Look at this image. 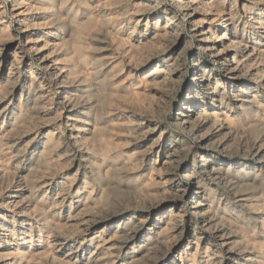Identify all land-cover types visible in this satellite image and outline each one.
I'll list each match as a JSON object with an SVG mask.
<instances>
[{
  "label": "rangeland",
  "instance_id": "1",
  "mask_svg": "<svg viewBox=\"0 0 264 264\" xmlns=\"http://www.w3.org/2000/svg\"><path fill=\"white\" fill-rule=\"evenodd\" d=\"M39 1L0 0V264H264V1ZM191 15L245 60L248 110L216 175L221 138L203 147L178 124L194 60L211 95L243 88Z\"/></svg>",
  "mask_w": 264,
  "mask_h": 264
},
{
  "label": "bare ground",
  "instance_id": "2",
  "mask_svg": "<svg viewBox=\"0 0 264 264\" xmlns=\"http://www.w3.org/2000/svg\"><path fill=\"white\" fill-rule=\"evenodd\" d=\"M39 1V0H38ZM260 1H264V0H260ZM91 2V1H90ZM186 2V1H185ZM202 2V1H201ZM213 2V1H212ZM220 2V1H219ZM18 3V2H17ZM40 3V1H39ZM42 3V2H41ZM181 3V1H180ZM243 3V2H242ZM38 4V3H37ZM44 4V2H43ZM196 4V3H195ZM210 4V3H209ZM232 4V3H231ZM241 4V3H240ZM254 4V2H253ZM32 5V4H31ZM46 5V4H45ZM91 6L93 4H90ZM182 5V4H181ZM186 5V3H185ZM224 5V4H223ZM237 5V4H236ZM15 6V5H14ZM30 6V5H29ZM27 6V7H29ZM41 6H43L41 4ZM188 6V5H187ZM193 6V5H192ZM232 6V5H231ZM234 6V5H233ZM252 6V5H251ZM258 6V5H257ZM31 7V6H30ZM33 7V5H32ZM37 7V6H36ZM225 7V5L223 6ZM57 8V7H56ZM69 8V7H68ZM200 8V7H199ZM255 8V7H254ZM27 9V8H26ZM33 9V8H32ZM37 9V8H36ZM243 9L246 10L247 5L243 4ZM251 9V8H250ZM31 10V9H30ZM35 10V7H34ZM42 10V9H41ZM185 10V9H184ZM196 10V9H195ZM198 10V9H197ZM26 11V10H25ZM193 11V10H192ZM232 11V10H231ZM264 11V10H263ZM27 12V11H26ZM223 10H219L218 13H222ZM15 13V12H14ZM13 13V14H14ZM28 13V12H27ZM227 13V12H226ZM224 12V14L222 15V17L217 16V20L216 21H220V23L225 19V22L223 24L226 25V30L228 29V27H233L236 29L233 33V35L235 36V38L240 39L239 42L241 43H245L243 35L239 34L237 32V26L234 25V19L232 17V15H228ZM23 14V13H22ZM42 14V13H40ZM89 14V12H88ZM231 14V13H230ZM236 14V13H235ZM248 14V13H247ZM188 15V14H187ZM237 16V15H235ZM234 16V17H235ZM43 17V16H42ZM202 17V16H201ZM242 17V16H241ZM263 17V16H262ZM261 17V18H262ZM21 18V17H20ZM23 18V17H22ZM46 18V17H45ZM188 18V17H187ZM191 18L193 20H195V25L201 26V42L206 43L207 41H211L212 45L210 44H205L206 45V49L210 51V56L213 58L214 63L219 67L220 71L230 79V84L232 85L231 90L235 89L237 85H240V87H242L243 89H241V94L239 95H233L232 99H228L225 101V98L227 97L226 92L224 91L223 93L220 94V97H217L215 95H217L216 93H214V95L210 92L212 90V86H211V81L210 78L208 79V74H207V68L203 65L202 60L200 57H198L196 60H194V64L192 66H194L193 68V81H192V87L190 88L188 94L186 95V100L184 102V106H183V111L181 113L178 114L180 120H178V124H179V128L183 131H187L189 132V134H191V136H193L194 138H196L199 142L200 146H207L208 143L212 142L213 137L212 136H219L220 142L218 144H215V148L217 152L212 153L211 155L207 156L206 160V164L205 167L203 168L204 172H207L209 175L215 174L216 175V170L217 169V165L220 162L219 161V154L222 155L225 153H227V151L224 149V147L226 146L227 143H229L230 141H232L234 138V134L238 131L239 132V128L242 127L243 125V120H244V116L246 110L245 109V93H244V87H245V71H244V57L243 59L240 58L235 52L232 55V59H230L229 57V50L231 49L232 46H228L223 42V38L226 37V33L224 31L225 34L224 35H219L216 36V33L213 30V26L212 24H210L209 27V33L207 31H205L204 29V24H205V20L203 18H200L198 20H196V16L191 15ZM240 18V17H238ZM24 20V19H23ZM32 20V18H31ZM239 20V19H238ZM237 20V21H238ZM253 21V20H252ZM51 22V20H50ZM193 22V21H192ZM219 23V22H218ZM25 24V23H24ZM57 24V23H56ZM246 24V23H245ZM261 24V23H260ZM46 25V24H45ZM54 25V23H53ZM193 25V24H192ZM220 25V24H219ZM218 25V28H221L223 25ZM30 26V25H29ZM209 26V25H208ZM32 27V26H31ZM48 27V26H47ZM53 27V26H52ZM51 27V28H52ZM56 27V26H55ZM194 27V26H193ZM245 27V26H244ZM257 27V26H255ZM262 27V26H261ZM25 28V27H23ZM28 28V27H27ZM60 28V27H59ZM57 30V28H56ZM234 30V29H233ZM198 31V30H197ZM260 31V29H259ZM53 32V30H52ZM51 32V33H52ZM246 32V30H245ZM48 33L50 34V32L48 31ZM168 33V32H167ZM166 33V34H167ZM90 35V33H89ZM95 35V34H94ZM93 35V36H94ZM97 35V34H96ZM199 35V34H198ZM246 35V34H245ZM38 37V36H37ZM62 37V36H61ZM64 37V36H63ZM88 37V36H87ZM65 38V37H64ZM197 38V37H196ZM29 39V38H28ZM34 39V38H33ZM40 39V38H39ZM60 39V38H59ZM91 40V39H90ZM249 40V39H248ZM89 41V40H87ZM220 42L221 45H219V49L216 48L217 44ZM233 41V40H232ZM37 42V41H36ZM55 42V41H54ZM93 42V41H92ZM117 42V41H116ZM236 42V41H235ZM56 43V42H55ZM90 43V42H89ZM88 43V44H89ZM94 43V42H93ZM173 43V42H172ZM175 43V42H174ZM251 42H246V47L245 49L248 50V47L250 46ZM254 42V46L252 44V48L254 51H256V49H258L257 47L260 46L258 45L260 42ZM58 44V43H57ZM91 44V43H90ZM238 44V43H237ZM240 44V43H239ZM35 45V44H34ZM38 45V44H37ZM118 45V44H117ZM41 46V44H40ZM93 46V45H92ZM175 46V45H174ZM178 46V45H177ZM245 46V45H243ZM242 46V47H243ZM34 47V46H33ZM64 47V46H62ZM205 47V46H204ZM31 48V47H29ZM165 48V47H164ZM251 48V49H252ZM56 49V48H55ZM262 49V48H261ZM31 50V49H30ZM36 50V49H35ZM204 50V49H203ZM218 50V51H217ZM239 50V49H238ZM237 50V51H238ZM38 51V50H37ZM218 53H217V52ZM236 51V50H235ZM241 51V50H240ZM249 52V50H248ZM260 52V51H259ZM264 52V51H263ZM26 53V52H25ZM93 53V52H92ZM91 53V54H92ZM256 53V52H255ZM258 53V52H257ZM94 54V53H93ZM252 54V53H251ZM262 54V53H261ZM23 55V54H22ZM25 55V54H24ZM231 55V54H230ZM257 55V54H256ZM260 55V54H259ZM95 56V55H94ZM176 56V55H175ZM24 57V56H22ZM40 57V56H39ZM58 57V56H57ZM93 57V55H92ZM256 57V56H255ZM47 58V57H46ZM50 58V57H49ZM94 58V57H93ZM177 58V57H176ZM175 58V59H176ZM32 59V58H31ZM45 59V58H44ZM258 59V58H257ZM41 60V59H40ZM38 60V61H40ZM93 60V59H92ZM174 60V59H173ZM15 61V60H14ZM46 61V60H45ZM56 61V60H55ZM179 61V60H178ZM30 62V61H29ZM42 62V61H41ZM101 62V61H100ZM251 62V61H250ZM21 63V62H20ZM19 63V64H20ZM88 63V62H87ZM106 63V62H105ZM176 63V61H175ZM62 65V64H61ZM56 66V65H55ZM102 66V65H101ZM215 66V65H214ZM64 67V66H63ZM91 67V66H90ZM172 67V66H171ZM211 67V66H210ZM51 68V67H50ZM49 68V69H50ZM178 68V67H177ZM48 69V70H49ZM89 69V67H88ZM179 70V69H178ZM166 71V70H165ZM173 71V70H172ZM181 71V70H180ZM219 71V70H218ZM253 71V70H252ZM54 72V71H53ZM57 72V71H56ZM87 72V71H86ZM169 72V71H168ZM71 73V72H70ZM103 73V72H102ZM182 73V72H181ZM210 73V72H209ZM250 73L247 72V74ZM76 74V73H75ZM86 74V73H85ZM180 75V74H179ZM31 76V75H30ZM41 76V75H40ZM59 76V75H58ZM93 76V75H92ZM100 76V75H99ZM210 76V75H209ZM38 77V76H36ZM256 77V76H255ZM172 78V77H171ZM178 78V77H177ZM93 79V78H92ZM31 80V79H30ZM43 80V79H42ZM97 80V79H95ZM56 81V79H55ZM216 81V80H215ZM38 82V81H37ZM60 82V81H59ZM220 82V81H219ZM218 81L215 83L216 87H218L220 85ZM65 83V82H64ZM170 83V82H169ZM172 83V82H171ZM170 83V84H171ZM175 83V82H174ZM173 83V84H174ZM43 84V83H42ZM95 84V82H94ZM260 84V83H259ZM40 85V84H39ZM48 85V84H47ZM214 85V84H213ZM236 85V86H235ZM50 86V85H49ZM79 86V85H78ZM77 86V87H78ZM170 86V85H169ZM44 87V84H43ZM66 87V86H65ZM91 87V86H90ZM89 87V88H90ZM46 88V87H44ZM96 88V87H95ZM101 88V87H100ZM262 88V87H261ZM35 89V88H34ZM219 89V88H218ZM226 89V86L225 88ZM257 89V88H256ZM72 90V89H71ZM172 90V89H171ZM261 90V89H260ZM75 91V90H74ZM77 91V90H76ZM223 91V90H222ZM247 91V90H246ZM263 91V90H262ZM79 92V89H78ZM172 92V91H171ZM237 92V90H236ZM258 92V91H257ZM34 93V92H33ZM234 93V92H233ZM239 93V92H238ZM254 93V92H253ZM81 94V93H80ZM263 94V93H262ZM38 95V94H37ZM229 95V93H228ZM254 95V94H253ZM79 96V95H78ZM165 98V97H164ZM258 98V97H257ZM260 98V97H259ZM169 99V98H168ZM255 100V98H254ZM257 100V99H256ZM259 100V99H258ZM169 101V100H168ZM261 101V100H260ZM35 103V102H34ZM167 103V102H166ZM262 103V102H261ZM264 103V102H263ZM256 104V103H255ZM36 105V104H35ZM248 105V104H247ZM88 106V105H87ZM71 107V106H70ZM89 107V106H88ZM235 107H238L239 109V113L240 115H243V117L241 116V118H239L238 120L235 119L232 115L233 109ZM256 108V107H255ZM83 109V108H82ZM252 110V109H251ZM81 111V110H80ZM223 111V112H222ZM257 111V110H256ZM79 113V112H78ZM259 113V111H258ZM82 114V113H81ZM261 114V113H260ZM70 115V114H69ZM73 116V115H72ZM255 116V115H254ZM257 116V115H256ZM89 117V116H88ZM240 117V116H239ZM261 118V117H260ZM250 120V119H249ZM75 122V121H74ZM87 122V121H86ZM87 127V126H86ZM82 131V130H81ZM87 132V131H86ZM239 134V133H238ZM240 135V134H239ZM88 137V135H87ZM242 139V138H241ZM239 140V139H238ZM258 141V140H257ZM260 141V140H259ZM261 142V141H260ZM257 143V142H256ZM189 144V143H188ZM192 144V143H191ZM184 146V145H183ZM213 146V145H212ZM182 147V146H181ZM196 147V146H195ZM186 148V147H185ZM251 154V153H250ZM237 155V154H236ZM245 156V155H244ZM251 156V155H250ZM255 156V155H254ZM259 158V157H258ZM223 159V158H222ZM252 159V158H251ZM171 160V159H170ZM259 160V159H258ZM204 162V161H203ZM262 162V161H261ZM205 163V162H204ZM220 165V164H219ZM223 166V165H222ZM244 166V165H243ZM257 167V166H256ZM233 169V168H232ZM242 171V173H246L245 169ZM262 169V168H261ZM263 170V169H262ZM195 172V171H194ZM232 173V172H231ZM254 174L256 175V177L260 176V172L258 171H251L250 174ZM192 174V173H191ZM251 174V175H252ZM264 174V173H263ZM231 175V174H229ZM262 175V174H261ZM192 176V175H191ZM228 177V176H227ZM206 178V177H205ZM253 179V178H252ZM198 180V179H197ZM259 180V179H258ZM202 181V180H201ZM249 182V181H248ZM197 190V189H196ZM200 191V190H199ZM195 198V197H194ZM196 199V198H195ZM201 199V198H200ZM6 202V201H5ZM207 202V201H206ZM205 203V202H204ZM203 203V204H204ZM214 203V202H213ZM191 204V203H190ZM200 204L201 202H194V206L193 209L196 212L197 215H199L201 217V219L203 220L204 223H207L206 220V215H204V213H202V211L200 210ZM211 207V206H210ZM205 209V208H204ZM174 215V214H173ZM210 215V214H209ZM175 216V215H174ZM176 218V217H174ZM212 219V218H211ZM200 220V219H199ZM262 220V219H261ZM163 221V220H162ZM171 222V221H170ZM194 225V224H193ZM196 225V224H195ZM199 225V224H198ZM171 226V225H170ZM206 226H209V229L211 228L209 223L206 224ZM131 227V226H130ZM138 227V226H137ZM159 227V226H158ZM204 227V226H203ZM7 228V227H6ZM35 228V227H34ZM160 228V227H159ZM212 229V228H211ZM158 230V229H156ZM6 231V230H5ZM9 231V230H8ZM179 231V230H178ZM213 231V230H212ZM124 232V230H123ZM127 232V231H126ZM159 232V231H158ZM133 233V232H132ZM162 233V232H161ZM170 233V231H169ZM202 233V232H201ZM134 234V233H133ZM160 235V232L158 233ZM168 234V233H167ZM173 234V233H172ZM11 235V234H10ZM30 235V234H29ZM208 235V234H207ZM216 235V234H215ZM7 236V235H6ZM163 236V235H162ZM203 236V235H202ZM33 237V236H32ZM35 237V236H34ZM128 237V236H127ZM130 237V236H129ZM147 237V236H146ZM150 237V236H149ZM159 237V236H158ZM197 237V235L195 234V238ZM136 238V237H135ZM163 238V237H162ZM168 238V237H167ZM166 238V239H167ZM176 238V237H175ZM30 239V238H29ZM128 239V238H127ZM166 239L164 240V242H166ZM50 240V239H49ZM161 240V239H160ZM170 240V238H169ZM168 240V242H169ZM173 240V239H172ZM224 240V239H223ZM12 241V240H11ZM32 241V240H31ZM159 241V240H158ZM175 241V240H174ZM219 241V240H218ZM228 241V240H227ZM60 242V241H59ZM167 242V243H168ZM20 243V242H19ZM125 243V242H124ZM123 243V244H124ZM149 243V242H148ZM201 243V242H200ZM134 244V243H133ZM137 244V243H136ZM153 244V242H152ZM23 245V244H22ZM52 245V244H51ZM55 245V244H54ZM148 245V244H147ZM161 245V243H160ZM208 245V244H207ZM227 245V244H226ZM229 245V244H228ZM210 246V245H208ZM50 247V246H49ZM66 247V246H65ZM165 247V246H164ZM163 247V248H164ZM16 248V247H15ZM166 248V247H165ZM55 249V248H54ZM19 250V249H18ZM56 250V249H55ZM62 250V249H61ZM159 250V249H158ZM161 250V249H160ZM51 251V250H50ZM53 251V250H52ZM51 251V252H52ZM63 251V250H62ZM144 251V250H143ZM149 251V250H148ZM212 251V250H211ZM76 252V251H74ZM29 253V252H28ZM153 253V252H152ZM209 253V252H208ZM218 253V252H217ZM229 253V252H228ZM166 254V253H165ZM216 254V253H215ZM95 255V254H94ZM150 255V254H149ZM210 255V254H209ZM212 256V255H211ZM92 258V257H91ZM204 259V258H203ZM95 260V259H94ZM196 260V259H195ZM87 261V260H86ZM91 261V260H90ZM207 261V260H206ZM77 262V261H76ZM96 262V261H94ZM100 262V261H99ZM67 264V263H66ZM92 264V263H90Z\"/></svg>",
  "mask_w": 264,
  "mask_h": 264
}]
</instances>
